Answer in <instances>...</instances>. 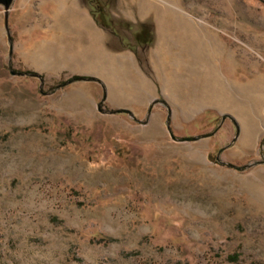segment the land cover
I'll return each instance as SVG.
<instances>
[{
	"label": "rangeland",
	"instance_id": "obj_1",
	"mask_svg": "<svg viewBox=\"0 0 264 264\" xmlns=\"http://www.w3.org/2000/svg\"><path fill=\"white\" fill-rule=\"evenodd\" d=\"M49 2L14 0L11 42L0 6V264H264V0H81L104 37H53Z\"/></svg>",
	"mask_w": 264,
	"mask_h": 264
},
{
	"label": "bare ground",
	"instance_id": "obj_2",
	"mask_svg": "<svg viewBox=\"0 0 264 264\" xmlns=\"http://www.w3.org/2000/svg\"><path fill=\"white\" fill-rule=\"evenodd\" d=\"M140 3L138 4V7L140 8V14H143V11L145 10V8L149 9L150 5L154 8V10L156 9V6L158 4L163 5V8H165L166 6H168V3H166V0H139ZM52 2V3H51ZM51 2H49V4L51 5V8L55 9L54 10V17L52 20L51 25L49 26V34H51L53 37L54 36H58V34L61 36V34H63L66 31V28L64 27L63 24H61V16L60 14L62 13H67L70 12L73 16V18L77 21V25L79 26V28H88L92 31L93 34L98 35V36H105L103 34V31L97 29L95 27V25L93 24V22L91 20H84L81 17V0H51ZM149 6V7H148ZM65 9H68V11H65ZM63 18V17H62ZM175 23V29L178 30V33H188L189 36L186 41L184 40H180L181 44H178V46L180 47V49L182 51L187 52L188 50H190V52L194 53L195 56H198L196 58L197 62H201L203 61L202 57H200V53L197 50V38H205V33L202 32L201 28H184L180 25L179 21L177 19H175L174 21ZM202 26V25H201ZM203 28H205L204 26H202ZM175 30V31H176ZM202 32V33H201ZM164 42H166L165 40V36L162 33L161 29H159V39H158V43L155 49V52L158 54L159 51L162 52L163 46H164ZM201 52V50H199ZM88 54H92V52H86V50H80L79 51V57L82 59V61H86L89 62V57ZM93 55V54H92ZM103 55V54H102ZM87 56V57H86ZM117 58L120 59H128L126 60L127 64L133 65L132 64V59L130 58L129 55L126 54H122V55H118ZM179 63V62H178ZM264 79V74H261ZM211 79H209L208 82H206V84H204V88L202 91V94L206 96V98L208 99V101L212 102L213 100L217 99L218 94L216 91V88L219 85V81L217 80V78H215V76L210 77ZM163 87L166 89H168L171 94L172 92H174L175 94H173L175 96V100L177 101V103H181L183 105H186V103H188L192 96L193 93L189 90L188 87L185 86V89L181 90L178 89L177 92L174 91L173 89V85H170V83L167 82H162ZM177 88V87H176ZM117 94L119 95L118 91ZM257 94V98L259 99V101H261L263 99V96L259 93ZM237 108L241 109L242 108V104L238 103L236 105ZM183 119H185V116H183ZM243 121V120H242ZM243 126H244V131L246 133L245 138L242 141V145L244 147H249V142H250V138L252 136L255 135L256 130H257V126H256V122L254 121V119L252 118H248L246 121H243ZM237 154V153H236ZM238 154H240L238 152ZM193 162H195V159H191Z\"/></svg>",
	"mask_w": 264,
	"mask_h": 264
},
{
	"label": "water",
	"instance_id": "obj_3",
	"mask_svg": "<svg viewBox=\"0 0 264 264\" xmlns=\"http://www.w3.org/2000/svg\"><path fill=\"white\" fill-rule=\"evenodd\" d=\"M14 0H0V6H3L4 7V12H5V26H6V29L8 31V35H9V41L11 42V37H10V34H9V27H8V18H9V11L11 9V6L13 4ZM12 54V45H11V51H10V55ZM11 68V67H10ZM13 74H17L15 73L14 71H12ZM22 75H29V76H32V77H36L40 80L41 82V86L43 85V78L41 75L37 74V73H32V74H22ZM220 126H218V128H216V130L212 133H209V134H205L203 136H198V137H191V138H186L188 140H198L200 138H203V137H210V136H213L218 130H219ZM236 169L238 170H242L243 168L242 167H235ZM247 168V166H246Z\"/></svg>",
	"mask_w": 264,
	"mask_h": 264
},
{
	"label": "flooded vegetation",
	"instance_id": "obj_4",
	"mask_svg": "<svg viewBox=\"0 0 264 264\" xmlns=\"http://www.w3.org/2000/svg\"><path fill=\"white\" fill-rule=\"evenodd\" d=\"M140 34H141V35H145V31H144V29H142V31H141Z\"/></svg>",
	"mask_w": 264,
	"mask_h": 264
}]
</instances>
